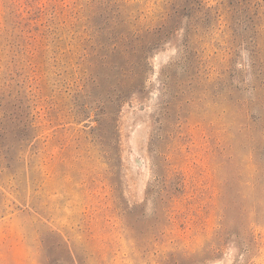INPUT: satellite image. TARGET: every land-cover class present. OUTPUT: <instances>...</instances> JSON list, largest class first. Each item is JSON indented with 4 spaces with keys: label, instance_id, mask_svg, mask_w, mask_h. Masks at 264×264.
<instances>
[{
    "label": "rangeland",
    "instance_id": "374dc122",
    "mask_svg": "<svg viewBox=\"0 0 264 264\" xmlns=\"http://www.w3.org/2000/svg\"><path fill=\"white\" fill-rule=\"evenodd\" d=\"M0 264H264V0H0Z\"/></svg>",
    "mask_w": 264,
    "mask_h": 264
}]
</instances>
